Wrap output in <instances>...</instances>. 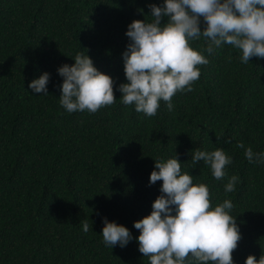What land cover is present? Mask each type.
<instances>
[{
  "label": "trees",
  "instance_id": "obj_1",
  "mask_svg": "<svg viewBox=\"0 0 264 264\" xmlns=\"http://www.w3.org/2000/svg\"><path fill=\"white\" fill-rule=\"evenodd\" d=\"M163 3L0 0V264H150L133 225L161 195L162 181L149 184L155 161L175 156L182 174L208 186L212 209L233 203L229 214L242 237L233 264L264 255V163H249L236 147L264 153V58L244 64L231 45L209 55L203 38L190 41L209 63L197 66L193 91L172 97L173 111L160 101L156 116L146 117L119 100V85L129 83L128 25L151 22L148 5ZM78 53L113 79L114 104L95 113L60 105L58 68L73 66ZM44 73L48 95L33 93L28 85ZM195 149H223L232 158L226 176L216 180L203 161L193 166ZM233 175L235 191L225 193ZM105 218L130 231L124 248L104 245ZM85 219L87 233L79 224ZM185 264L199 262L189 254Z\"/></svg>",
  "mask_w": 264,
  "mask_h": 264
},
{
  "label": "clouds",
  "instance_id": "obj_2",
  "mask_svg": "<svg viewBox=\"0 0 264 264\" xmlns=\"http://www.w3.org/2000/svg\"><path fill=\"white\" fill-rule=\"evenodd\" d=\"M148 7L151 22L133 21L128 25L125 35L130 43L123 61L129 83L118 88L120 102L125 106L134 104L135 111L146 117L156 116L160 101L166 102L169 112L173 111L172 97L178 91H193L190 85L201 74L197 66L207 65L209 60L193 50L190 41L203 38L209 55L225 44L231 45L241 50L244 64L252 57L264 58V0H164L162 6ZM164 17L168 21L162 25ZM74 61L73 66L58 68L63 78L60 105L68 113H95L114 104L113 79L99 72L87 54L78 53ZM49 80L50 75L44 73L28 87L33 93L48 95ZM236 147L245 150L249 163H264V153H254L243 142ZM200 161L211 169L216 180H221L232 158L223 149H195L191 163L194 166ZM181 165L176 156L166 162L155 161L149 184L162 181L161 195L153 202L151 214L134 222V228L140 231L139 252L149 258L150 264H185L189 254L199 264H233L232 253L242 238L236 219L229 214L233 203L226 199L212 209L208 186L194 184L190 174L181 173ZM238 181V176H231L225 193L235 191ZM79 224L83 232L90 230L87 219ZM103 224L106 247L124 248L132 240L126 227L106 218ZM245 264H264V255L259 261L250 255Z\"/></svg>",
  "mask_w": 264,
  "mask_h": 264
}]
</instances>
